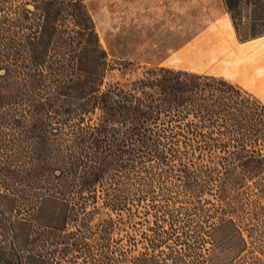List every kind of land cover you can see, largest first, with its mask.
Wrapping results in <instances>:
<instances>
[{"label":"trees","instance_id":"trees-1","mask_svg":"<svg viewBox=\"0 0 264 264\" xmlns=\"http://www.w3.org/2000/svg\"><path fill=\"white\" fill-rule=\"evenodd\" d=\"M226 2L236 27L244 2L264 26V0ZM97 32L86 0H0V264H63L53 254L70 248L84 264H263L237 220L243 191L229 192L250 179L264 196V105L224 78L165 66L106 83ZM212 183L220 205L205 208ZM155 184L167 202L145 250L113 246L122 217L91 224L100 198L131 211ZM173 186L193 200L173 206Z\"/></svg>","mask_w":264,"mask_h":264},{"label":"rangeland","instance_id":"rangeland-1","mask_svg":"<svg viewBox=\"0 0 264 264\" xmlns=\"http://www.w3.org/2000/svg\"><path fill=\"white\" fill-rule=\"evenodd\" d=\"M226 3V0H86L108 53L106 83L126 82L142 76L149 68L165 66L224 78L242 87L263 106L264 26L261 22H252L250 6L244 2L236 27ZM170 179L169 185L173 178ZM158 187V184L152 188L145 186L141 191L144 198L131 199L127 202L131 211L122 213L104 206L100 198L97 201L100 209L92 216L91 224L110 216L119 222L122 217L127 222L119 224L112 232L113 246L128 247L132 238L137 243L136 253L145 250L143 236L156 218L154 206L167 202ZM239 189L243 194L237 200V220L246 235L253 229L257 249L254 255L264 264V196L250 179L245 186L232 188L230 195H236ZM180 191L173 186L167 192L175 207L188 205V201L193 200ZM201 200L205 208L220 205L213 183ZM93 204L95 202H90L88 209H92ZM54 211L51 204L41 208L38 217L43 223L39 228L41 238L48 230L45 226L55 218ZM67 231H76L72 221ZM221 237L222 233L217 232L216 238ZM87 241L94 248L92 239L87 238ZM80 251L70 248L65 258L58 252L53 255L63 264H84Z\"/></svg>","mask_w":264,"mask_h":264},{"label":"crops","instance_id":"crops-1","mask_svg":"<svg viewBox=\"0 0 264 264\" xmlns=\"http://www.w3.org/2000/svg\"><path fill=\"white\" fill-rule=\"evenodd\" d=\"M255 39H257V38H255ZM255 39H253V40H249L248 43H250L251 41H254ZM261 81H262V83H263V85H264V77L262 78ZM249 85H250V84H249Z\"/></svg>","mask_w":264,"mask_h":264}]
</instances>
